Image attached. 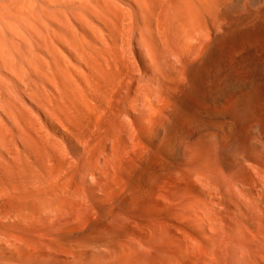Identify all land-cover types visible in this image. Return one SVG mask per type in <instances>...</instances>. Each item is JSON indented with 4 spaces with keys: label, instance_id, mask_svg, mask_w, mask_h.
I'll return each instance as SVG.
<instances>
[{
    "label": "bare ground",
    "instance_id": "6f19581e",
    "mask_svg": "<svg viewBox=\"0 0 264 264\" xmlns=\"http://www.w3.org/2000/svg\"><path fill=\"white\" fill-rule=\"evenodd\" d=\"M43 81L88 156L0 163V264H264V0H0V110Z\"/></svg>",
    "mask_w": 264,
    "mask_h": 264
},
{
    "label": "rangeland",
    "instance_id": "374dc122",
    "mask_svg": "<svg viewBox=\"0 0 264 264\" xmlns=\"http://www.w3.org/2000/svg\"><path fill=\"white\" fill-rule=\"evenodd\" d=\"M93 73H96V72H94L93 71ZM94 78H92V80H93ZM91 80V78H89V81H87V87H88V85H89V87H92V83L93 82H91L92 81ZM44 82H46V83H44ZM50 82H48V81H43V83H42V85H41V89H42V91H40L39 93H38V95L36 96V93H34L33 94V91L35 90V89H33V86L31 85L30 86V84H27V86H28V88H27V86H26V83H25V90L23 89L22 90V88L24 87V84L22 83V85H21V83H18V84H12V85H9L10 87L12 86H14V88H15V90H14V88H10L9 86H5V87H3V90H2V97H3V101H5V102H7L6 104H3L4 102L2 101V106H7L6 108H4V109H7L6 111L5 110H3V111H1L0 110V116H1V118L4 116V119L5 120H2L1 118H0V121H4L5 122V124L3 123L2 125H0V130L1 129H3V130H1V132H3V133H0V144L1 145H4V146H1L0 145V163H2L3 161L5 162V164H8V166H10V163H12L11 164V167H13V168H15L16 166H18V164H19V166L21 165L22 167H27L26 165H28V166H33V165H36V164H38V163H46V164H55L56 163V161H59V160H61L63 157H66L69 161H70V164H72L73 163V167H71L72 168V170H77V169H79V167H80V165H81V162L82 161H84L85 159H86V157L88 156V155H86V157H85V155L83 156V149L81 148V146H79V143H77V142H75L76 140H74V135H73V132H72V130H69V132L67 133V135H68V139L66 140V137H62L61 136V134L59 133V130H58V128L52 123V121H51V119L49 118V117H51L53 114H54V116L55 117H57L58 115H57V113H58V108H57V105H58V102H67V100L69 99L68 98V95H69V97H70V95L71 94H69L68 92L70 91H72L73 89L75 90V88L73 87V86H70V87H68V88H66V92L65 93H63V94H61V96H60V94H59V92L57 91L58 90V87L56 88L55 86H54V84L53 85H51V84H49ZM49 84V85H48ZM16 85H17V88L18 89H16ZM52 86H54V87H52ZM30 87H31V89H30ZM9 88V89H8ZM70 88H72L71 90H70ZM86 88V87H85ZM8 89V90H7ZM209 89H211V88H209ZM8 92H6V91ZM22 90V91H21ZM56 90V91H55ZM19 91H20V94H19ZM26 92L25 93V95H24V92ZM43 91H44V93H43ZM209 90L207 89V94H209V92H208ZM18 92V93H17ZM35 92V91H34ZM210 92H211V90H210ZM6 93H7V95H6ZM10 93L12 94V95H10ZM21 93H22V95H21ZM46 93V94H45ZM51 93H55L54 94V96H56L55 98H56V100L55 99H53L54 97L52 96L53 94H51ZM57 93V94H56ZM67 93H68V95H67ZM19 94V95H18ZM41 94L43 95V96H41ZM59 94V95H58ZM9 95V96H8ZM26 95H28V96H26ZM8 96V97H7ZM24 96V97H23ZM39 96H41V97H39ZM51 96V97H50ZM210 96V95H209ZM10 97V98H9ZM11 97H12V99H11ZM14 97V98H13ZM22 97V98H21ZM37 97H39V99H37ZM48 97V98H47ZM53 97V98H52ZM7 98H9L10 99V101H8L9 99H7ZM29 98V99H28ZM16 99L18 100V101H16ZM14 100H15V102H14ZM40 100H42V101H40ZM51 100V101H50ZM59 100V101H58ZM19 101H21L20 103L21 104H23L24 105V107H21V106H23V105H21L20 106V103H19ZM51 102V104H50V102ZM10 102V103H9ZM44 102V103H43ZM52 102H53V104H52ZM13 103V104H12ZM16 105H18V106H16V107H14L15 106V104ZM10 105L11 104V106H12V110L14 111H12L11 110V106H8V105ZM14 105V106H13ZM27 107H26V106ZM44 105V106H43ZM30 106V107H29ZM10 107V108H9ZM28 108V109H26V108ZM37 107V108H36ZM48 107V109H46ZM53 107H55V111H54V108ZM9 108V109H8ZM17 108H19L18 110L19 111H17ZM41 108H43L42 110H41ZM51 110H50V109ZM31 109L32 110H35V111H33L34 113H35V116H34V114L32 115V111H31ZM11 112H9V111ZM30 111V112H26V111ZM46 112H44V111ZM51 111H53V114H52V112ZM25 112V113H24ZM9 113H10V117H9ZM16 113V114H15ZM30 113V114H29ZM37 113V114H36ZM48 113V114H47ZM50 113V114H49ZM55 113H56V115H55ZM8 115V117L7 116H5V115ZM20 114L22 115V117L20 116ZM25 114V115H24ZM37 115V116H36ZM38 115H40L39 117H38ZM12 116V117H11ZM33 116V117H32ZM6 117V118H5ZM46 118V119H45ZM15 119H17V120H15ZM27 120H28V122L30 123V126H29V123L27 122ZM41 120V121H40ZM19 121V122H18ZM40 121V122H39ZM43 121V122H42ZM48 121V122H47ZM39 122V123H38ZM45 122V123H44ZM18 123H20V124H18ZM35 123V124H34ZM38 123V124H37ZM44 123V124H43ZM14 124H18L17 126L16 125H14ZM32 124V125H31ZM52 124V125H51ZM20 125L22 126L21 128L22 129H20ZM41 125H42V127H41ZM43 125H44V127H43ZM47 125V126H46ZM3 126V127H2ZM33 126H35V129L33 130ZM36 126H37V128H36ZM39 126V127H38ZM7 127H9V128H7ZM17 127V128H16ZM24 128L26 129V131H28V132H26V131H24ZM5 129H6V131H5ZM41 129V130H40ZM42 129H43V131H42ZM47 129V130H46ZM50 131H49V130ZM46 130V131H45ZM55 130V131H54ZM10 131V132H9ZM41 131V132H40ZM6 132V133H5ZM8 132V133H7ZM15 132V133H14ZM27 134H26V133ZM46 132H47V134H46ZM49 132V133H48ZM50 132H52V133H50ZM94 132H97V133H92L90 136L88 135L87 136V138H86V141H87V139L89 140V143H88V147H87V150H88V153H89V156H90V158H94L97 154H98V152H100V150L98 149V148H102V141H103V131H102V129L101 128H99V130L97 131H94ZM18 133L20 134V135H18ZM24 133V134H23ZM29 133V134H28ZM36 133V134H35ZM40 133H41V135H40ZM44 133V134H43ZM31 134V135H30ZM39 134V135H38ZM53 134V135H52ZM33 135V136H32ZM49 135V136H48ZM55 135V136H54ZM73 135V136H72ZM101 135V136H100ZM4 136V137H3ZM32 136V137H31ZM39 138H38V137ZM62 138H61V137ZM92 136V137H91ZM95 136V137H94ZM3 137V138H2ZM11 139H10V138ZM19 139H18V138ZM25 137V138H24ZM50 137H52V138H50ZM55 137H56V139H55ZM70 137V138H69ZM99 137H102V138H99ZM5 138V139H4ZM16 138V139H15ZM33 138L35 139V140H33ZM46 138V139H45ZM60 138V141L58 140ZM99 138V139H98ZM7 139V140H6ZM14 139V140H13ZM24 139V140H23ZM66 140V142H65V140ZM73 139V140H72ZM92 139V140H91ZM96 139H98V140H100V141H98V144H97V141H94L93 143H95L96 142V145L95 144H93V143H91L93 140H96ZM6 142H5V141ZM21 140V141H20ZM28 140V141H27ZM45 140V141H44ZM55 140V141H54ZM64 140V141H63ZM8 141V142H7ZM17 141V142H16ZM52 141V142H51ZM54 141V142H53ZM7 143H9V144H7ZM24 143V144H23ZM28 143V144H27ZM31 143V144H30ZM39 145H38V144ZM49 143H51V145H49ZM67 143V144H66ZM78 145H77V144ZM35 144V145H34ZM60 144V145H59ZM64 144V145H63ZM65 144L66 145H69V146H71V147H69V148H71V149H69V148H67V150H69V151H67V150H65ZM75 144V145H74ZM92 144L94 145V146H92ZM30 145V146H29ZM37 145V146H36ZM55 145H57L56 147H54ZM89 145H91V146H89ZM6 146V147H5ZM18 146V147H17ZM35 146H36V148H35ZM44 146H45V148H44ZM62 146V147H61ZM64 146V147H63ZM74 146V147H73ZM76 146H79L80 147V152L78 151V150H76L77 149V147ZM10 149H9V148ZM12 147V148H11ZM53 147V148H52ZM67 147V146H66ZM76 147V148H75ZM90 147H93L94 148V150H93V148H91L90 149ZM3 148H5V149H3ZM16 148V149H15ZM38 148V149H37ZM64 148V149H63ZM73 148V149H72ZM74 148H75V150H74ZM7 149V150H6ZM46 149V150H45ZM98 149V150H97ZM24 151V153H23V151ZM37 150H39V151H37ZM59 150V151H58ZM64 150V151H63ZM71 150V151H70ZM94 152H93V151ZM45 151V152H44ZM54 151V152H53ZM61 151H62V153H61ZM76 152V153H80V155H78V154H76V153H74V154H72L73 152ZM92 151V152H91ZM2 152V153H1ZM52 152V153H51ZM57 152V153H56ZM63 152L65 153V152H67V154H63ZM96 152V153H95ZM39 153V154H38ZM19 154V155H18ZM36 154V155H35ZM59 156H58V155ZM60 154L62 155V157H60ZM70 154V155H69ZM4 155V156H3ZM8 155H10V156H8ZM18 155V156H17ZM50 157H49V156ZM73 155V156H72ZM76 155H78V156H76ZM12 156V157H11ZM20 156V157H19ZM25 156H27V157H25ZM56 156V157H55ZM76 156V157H75ZM83 156L84 158L82 159V160H80V162L78 161V163H79V165L77 164V160H79V158H81V157ZM6 157V158H5ZM49 157V158H48ZM2 158V159H1ZM38 158V159H37ZM78 158V159H77ZM72 159H74V161L76 162H72ZM18 160V161H17ZM44 160V161H43ZM51 160V161H50ZM21 161V162H20ZM43 161V162H42ZM3 162V163H4ZM55 162V163H54ZM60 162V161H59ZM30 163V164H29ZM77 165V166H75V164ZM15 164H17V165H15ZM74 168V169H73ZM16 169V168H15ZM16 174L17 175H19L18 174V172H16ZM15 174V175H16Z\"/></svg>",
    "mask_w": 264,
    "mask_h": 264
}]
</instances>
